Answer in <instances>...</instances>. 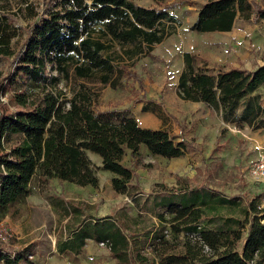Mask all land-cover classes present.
I'll list each match as a JSON object with an SVG mask.
<instances>
[{"label":"trees","instance_id":"obj_1","mask_svg":"<svg viewBox=\"0 0 264 264\" xmlns=\"http://www.w3.org/2000/svg\"><path fill=\"white\" fill-rule=\"evenodd\" d=\"M252 14L264 24V5L256 1L207 0L190 30L229 31L238 15ZM171 19L164 10L131 0H45L42 15L24 28L14 27L7 14H0V59H11V69L4 75L0 71V94L19 79L31 87L11 92L7 103L0 100V216L29 195L35 176L97 187V170H103L111 174L112 189L129 197L134 170L122 163L127 150L132 158L142 146L151 156L165 159L186 154L191 145L183 138L176 141L165 128L141 127L127 111H99L90 86L116 87L125 71L103 55L109 47L103 38L150 47L163 40V23ZM19 33L23 40L15 49L12 41ZM182 61L179 98L206 103L237 130L264 129V61L251 70H212L189 52L182 54ZM128 75L136 79L133 72ZM61 81L67 90L59 87ZM88 153L100 157V167ZM187 188L172 191L184 194ZM206 197L197 193L168 202L167 211L173 215L170 234L154 233L148 244L154 264H264V207L259 196L247 204L242 218L227 215L216 227L208 225L221 213L215 203L235 202L219 197L213 203L210 197L217 196ZM124 229L115 219L88 221L66 246L77 251L91 238L121 263L145 262L139 252L130 257L131 239ZM12 253L0 252V264L28 263L23 254Z\"/></svg>","mask_w":264,"mask_h":264},{"label":"rangeland","instance_id":"obj_2","mask_svg":"<svg viewBox=\"0 0 264 264\" xmlns=\"http://www.w3.org/2000/svg\"><path fill=\"white\" fill-rule=\"evenodd\" d=\"M44 1L0 0V14H7L14 27L24 28L36 15H42ZM131 1L145 8L164 10L172 19L163 23L166 28L163 40L150 47L146 44H120L103 38L109 45L103 55L125 71H122L116 87L100 83L90 85L97 95V109H128L139 126L146 115L144 112L151 111L149 116L152 119L148 125L167 129L176 141L183 138L191 147L184 156L173 159L151 156L143 146L137 158H132L127 150L122 163L134 170L129 190L132 196L115 193L110 186L111 176L97 170L99 187L82 197L90 204L89 209L85 205L88 209L86 217L115 219L124 226L131 239L130 257L139 252L145 259L141 264H154L148 244L154 233L167 230V235L170 234L173 215L167 211L169 201L178 202L183 195L189 197L197 193L206 199H209L208 194L217 196L210 197L213 203L219 197L233 200L235 205L215 203L221 213L208 225L216 227L224 223L227 215L242 218L247 204L263 191L262 185L249 178L247 169L264 153V129L246 127L237 130L232 124L222 122L213 111L208 112L207 107L182 100L177 95V78L183 68L184 52L191 53L199 65L205 62L212 70L217 67L251 70L263 63L264 24L254 14L248 17L238 15L229 31L198 33L191 31L190 26L199 6L207 0ZM249 1L264 5V0ZM20 33L12 41L15 49L23 40ZM10 62L11 59H0L3 75L11 69ZM129 72H133L138 81L130 78ZM29 85L28 81L19 79L5 95L0 94V100L7 103L11 92L29 90ZM59 87L67 90L63 81ZM90 157L94 164V157ZM184 186L188 187L184 194L173 193L172 190ZM30 188L35 200L19 203L12 213L23 214L39 226L33 233L37 238L33 243L37 264H132L131 261L121 263L112 258L105 246L95 242L86 245L77 257L56 255L53 241L66 236L64 225L68 226L70 221L61 207L58 211L47 207L50 198H57L56 188L52 189L48 180L35 176ZM43 193L44 202L39 201ZM70 194L66 190L61 196ZM16 223L22 225L19 221ZM9 224L10 221L0 222V228L9 234L4 248L12 253L20 244L14 239Z\"/></svg>","mask_w":264,"mask_h":264},{"label":"crops","instance_id":"obj_3","mask_svg":"<svg viewBox=\"0 0 264 264\" xmlns=\"http://www.w3.org/2000/svg\"><path fill=\"white\" fill-rule=\"evenodd\" d=\"M203 33H205V32H203ZM177 82H178V78H177ZM186 102H188L190 104H194V105H203L204 107H207L208 112L213 111V113L215 115H218L220 117L221 121L223 122L221 115L219 113H217L216 111H214L206 103H203V102H191V101H186ZM126 111L131 116H133L131 114L130 110L127 109ZM144 113H146V115L141 120L142 121V126L141 127L150 128V129H160L158 127H153V126L148 125L149 120L152 119L149 116L150 115L149 113L152 114V112L151 111H147V112H144ZM90 155H92V157H94L93 158L94 161H95L94 165L96 167H100V165H101L100 157L98 155H96V154L88 153V156H89L90 159H91ZM91 161H92V159H91ZM101 171H103V170H101ZM104 172H107V171H104ZM107 173L111 176V174L109 172H107ZM98 181H99V179H98ZM48 182L51 183L52 189L56 188L54 190V193H55L57 198H50L48 200L49 203L47 202L48 203L47 207L48 208H53L56 211L59 210L58 207H61L65 211V215L67 216V220L70 221L68 226L64 225V231H66V236L64 238H58V239L53 241L54 252L56 253V255H60V256H63V257H68V256L77 257V256H79L82 253L83 249L90 242L98 243L94 239L87 238L84 241V245L80 249H78L77 251L76 250H72V249H70L69 247L66 246V242H68L72 238L73 233L76 232L83 223L88 222V221L95 222L97 220H100V219H94V218L85 216V213H87V210L89 209V205L90 204L88 202H86V200H84V198L82 197L87 192L96 191V189L99 187V184H98L97 187H93V186H90V185L78 186V185L73 184V183L62 182L63 184L61 186V184H60L61 182L58 179H56V178L48 179ZM67 184H68V186H66ZM30 185H31V183H30ZM110 186H111V184H110ZM30 189L31 188L29 186V191H30ZM52 189H50V190H52ZM111 189H112V187H111ZM66 190L70 191L71 194L68 195L67 197H65V196L62 197L61 193L65 194ZM34 196L35 195L32 193V191H30L29 195L25 199H23L20 202L16 203L4 216H0V222L10 221L9 229H10V231L13 232L12 235H13L14 239H17L18 240L17 243L20 244L18 250H14V252L21 253L28 259V263L21 261V262H19V264H37L36 260H38V256L34 255V249H33V245H34L33 243L35 241H37V238L34 237L33 233L35 232V230L39 226L37 224L32 223L30 218L29 217L26 218L25 215H23V214H21V215H19V214L13 215L15 213H12V209L14 207H18L17 205L19 203H24L25 201L29 202L30 199L35 200ZM42 196H43V198H40L39 201L44 202L46 200V197H44V193L42 194ZM85 205H88L86 207L88 209L85 208ZM16 218H18V219L16 220ZM17 221L22 223V225L17 224L16 223ZM108 252H109V250H108ZM109 254H110V252H109Z\"/></svg>","mask_w":264,"mask_h":264},{"label":"built area","instance_id":"obj_4","mask_svg":"<svg viewBox=\"0 0 264 264\" xmlns=\"http://www.w3.org/2000/svg\"><path fill=\"white\" fill-rule=\"evenodd\" d=\"M247 175L250 179L262 185L263 191H260L259 198L260 207H264V153L250 164L247 169ZM8 237V232L5 229L0 228V252L5 251L4 245L7 244ZM100 245H103V243H100ZM11 255H14V253Z\"/></svg>","mask_w":264,"mask_h":264}]
</instances>
